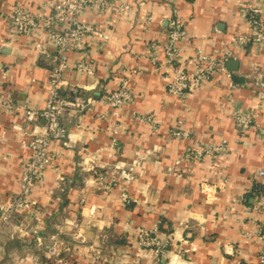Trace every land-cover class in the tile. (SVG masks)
Wrapping results in <instances>:
<instances>
[{"label":"crops","instance_id":"0c3cea01","mask_svg":"<svg viewBox=\"0 0 264 264\" xmlns=\"http://www.w3.org/2000/svg\"><path fill=\"white\" fill-rule=\"evenodd\" d=\"M58 0H0V201L19 189L27 142L39 121L23 117L25 108L41 109L49 90L57 50L45 31L17 32L7 18L14 7L48 13ZM90 4L81 18L94 22L109 38L79 42L67 51L64 93L77 87L91 101L80 112L66 109L61 123L66 143L53 142L52 164L34 187L33 210L17 214L0 232V264H247L258 259L264 241L255 232L264 211L253 210V181L264 182V93L253 83L264 79V43L238 46L249 32L247 12L264 16V0H107ZM125 2L127 10L117 4ZM176 17L186 36L179 42V62L169 63L163 43L168 22ZM201 49L213 57L227 53L223 71L177 96L167 91L176 63L194 68ZM90 60L91 74L75 64ZM229 60H235L229 67ZM122 80L131 93L125 107L102 100L105 90ZM252 115L239 131L233 112ZM185 130L175 136L172 130ZM225 140L221 155L189 156L194 147ZM137 161V163L135 162ZM129 169L134 179L117 178L110 190L95 182L105 170ZM204 188H202V186ZM128 195L123 201L120 192ZM246 199V200H245ZM157 225L170 234L160 257L131 238L133 226ZM18 226H39L46 237L69 242L63 259H46L44 247ZM183 237L186 241L179 240ZM65 243V242H64ZM66 244V243H65ZM50 261V262H49ZM173 262V263H172Z\"/></svg>","mask_w":264,"mask_h":264},{"label":"built area","instance_id":"2783aa9c","mask_svg":"<svg viewBox=\"0 0 264 264\" xmlns=\"http://www.w3.org/2000/svg\"><path fill=\"white\" fill-rule=\"evenodd\" d=\"M94 2H99L105 9L107 0H58L54 3L52 10L46 14L33 12L26 8L14 7L7 18V22L17 32H31L34 30L47 32L53 40L57 50V59L54 67L50 71L49 90L45 100V105L41 109L25 108L23 117L28 121H39L34 127L32 138L27 142L30 148V154L21 164L19 189L15 192L9 202L0 201V232L12 224L14 217L23 212L31 211L36 206V201L32 196L33 189L39 185L45 177V171L51 166V150L53 142L66 143L69 136L66 127L61 123V116L66 109H73L80 113L91 101V98L85 96L77 87H72L73 95L63 92L66 81L64 71L69 67L67 51L74 44L92 39H108L109 34L102 31L94 22L86 21L81 18L85 9ZM119 10H127L128 5L125 2L117 4ZM247 22L249 32L240 34L236 37L238 46L245 45L249 40L253 44L261 45L264 43V16L259 14L257 9L250 8L247 12ZM167 39L163 43L164 54L169 63L179 62V42L186 36V31L181 21L173 17L168 22ZM227 55L222 57H213L201 49L194 54V68L189 70L176 63L172 69V74L167 82L166 89L169 93L181 96L197 87L219 71H223L227 76L225 62ZM75 68L81 72L91 74L93 64L90 60H81L75 64ZM253 83L264 93V79L259 75L253 77ZM131 93L122 80L120 84L108 90L102 95L105 104L115 109H121L129 103ZM233 118L239 131H246L250 127L252 115L247 111L233 112ZM175 136H187L185 130H172ZM227 150L225 140H220L208 148L194 147L189 152L193 158H201L207 154L221 155ZM137 163V161H135ZM257 176H263L264 171L258 170ZM125 181L134 179L133 173L124 167L118 171L114 169L105 170L95 176V182L104 190H110L117 183V178ZM202 188L203 185H201ZM120 197L127 201L128 195L121 191ZM254 197L253 210L257 212L264 211V194H256ZM18 231H28L33 235L36 244L44 247L46 259L54 258L55 263L63 259L62 252L69 250V242L51 236L48 243H44L46 237L40 231L39 226L32 228H23L18 226ZM135 244L139 247L149 250L154 256L160 257L168 251L171 241V235L161 233L157 225L147 228L142 225L133 226L130 233ZM255 235L261 241H264V220L258 223ZM179 240L186 241L183 237ZM66 244H65V243ZM93 264H99V252L92 248L90 250ZM35 264H48L47 260H36ZM173 263V262H172ZM247 264H264V248L259 249L258 259L255 262Z\"/></svg>","mask_w":264,"mask_h":264},{"label":"trees","instance_id":"16d2710c","mask_svg":"<svg viewBox=\"0 0 264 264\" xmlns=\"http://www.w3.org/2000/svg\"><path fill=\"white\" fill-rule=\"evenodd\" d=\"M251 41L249 40L246 45H248V43H250ZM64 92V91H63ZM67 94V93H65ZM69 95V94H67ZM73 95V93H72ZM70 96V95H69ZM71 97V96H70ZM264 194V182H261V181H253L252 182V187H251V196H255L256 194ZM246 200V199H245ZM50 262V261H49Z\"/></svg>","mask_w":264,"mask_h":264},{"label":"water","instance_id":"95a60500","mask_svg":"<svg viewBox=\"0 0 264 264\" xmlns=\"http://www.w3.org/2000/svg\"><path fill=\"white\" fill-rule=\"evenodd\" d=\"M228 64L230 68L234 67L235 60H229Z\"/></svg>","mask_w":264,"mask_h":264}]
</instances>
